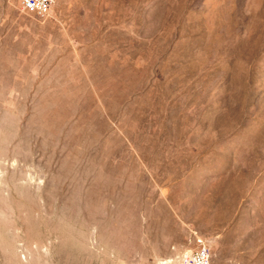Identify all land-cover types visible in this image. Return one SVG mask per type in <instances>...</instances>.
I'll return each mask as SVG.
<instances>
[{"label":"rangeland","instance_id":"374dc122","mask_svg":"<svg viewBox=\"0 0 264 264\" xmlns=\"http://www.w3.org/2000/svg\"><path fill=\"white\" fill-rule=\"evenodd\" d=\"M264 264V0H0V264Z\"/></svg>","mask_w":264,"mask_h":264},{"label":"built area","instance_id":"2783aa9c","mask_svg":"<svg viewBox=\"0 0 264 264\" xmlns=\"http://www.w3.org/2000/svg\"><path fill=\"white\" fill-rule=\"evenodd\" d=\"M24 11L35 13L41 17L48 16L57 0H18ZM180 264H211L210 252L205 244L190 253L182 255Z\"/></svg>","mask_w":264,"mask_h":264}]
</instances>
